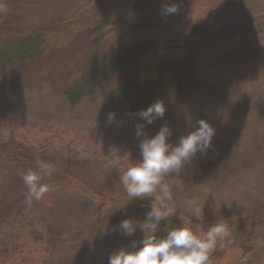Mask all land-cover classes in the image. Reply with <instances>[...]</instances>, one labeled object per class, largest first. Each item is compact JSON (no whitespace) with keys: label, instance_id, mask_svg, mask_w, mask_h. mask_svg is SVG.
<instances>
[{"label":"rangeland","instance_id":"1","mask_svg":"<svg viewBox=\"0 0 264 264\" xmlns=\"http://www.w3.org/2000/svg\"><path fill=\"white\" fill-rule=\"evenodd\" d=\"M172 5L177 10L166 12ZM252 40L257 58L244 60L238 50L249 49ZM135 41L153 45L130 66L133 73L167 59L188 67L202 86L165 105L164 116L151 124L129 111L132 97L126 104L107 97L131 71L106 78L70 103L66 83L99 54ZM3 42L17 60L0 73V211L25 201L22 176L29 166L35 170L37 160L54 171L42 181L50 191L28 205L47 218L50 230L44 231L39 214L36 222L30 217L25 227L33 237H21L17 245L24 254L0 251V264H68L84 243L96 261L120 248L136 251L132 244L143 239L141 229L130 237L116 232L123 215L133 212L128 203L151 210L152 199H131L120 180L141 159L143 137L137 138L136 126L143 124L151 137L167 124L175 145L200 119L216 129L212 147L198 152L179 175L164 177L176 209L167 220L197 235L215 223L228 226L231 243L218 242L209 264H264V0H0ZM212 82L223 83L221 90L212 89ZM109 113H115L111 123ZM113 199L126 205L125 213H105L110 236L88 240ZM186 200L199 212L194 215ZM13 234L0 230V242ZM33 250L42 253L38 261L27 255Z\"/></svg>","mask_w":264,"mask_h":264},{"label":"clouds","instance_id":"2","mask_svg":"<svg viewBox=\"0 0 264 264\" xmlns=\"http://www.w3.org/2000/svg\"><path fill=\"white\" fill-rule=\"evenodd\" d=\"M175 5L168 6L165 11L173 13ZM163 101H156L139 115L151 124L165 113ZM115 119V113L108 114V122ZM198 127L179 138L173 145L169 138L171 128L165 124L154 135L149 137L144 132V125L138 124L136 136L140 139L139 149L141 159L128 167L120 177L127 194L132 198L152 197L151 210L143 222L125 219L118 225L126 236L135 233L137 227L144 232L141 241L133 242L136 251L120 248L109 257V264H209V255L218 242L226 239L231 243L230 232L225 223L212 224L206 233L197 235L190 227H175L167 231L163 237H158L160 222L167 220L175 212L171 203L173 193L164 177L169 173L180 174L186 163H190L199 152L206 154L212 147L216 129L205 119L197 121ZM54 166L37 160L35 170L23 174L22 179L27 187L25 203L31 205L33 200H41L49 191L50 186L43 183L45 177L51 176ZM189 208H194V201L186 200ZM199 212L194 208V215Z\"/></svg>","mask_w":264,"mask_h":264},{"label":"trees","instance_id":"3","mask_svg":"<svg viewBox=\"0 0 264 264\" xmlns=\"http://www.w3.org/2000/svg\"><path fill=\"white\" fill-rule=\"evenodd\" d=\"M256 40H252L248 43L250 46L247 49V46L238 52L243 57L244 60H255L256 54L252 53V49L259 47L254 46L253 43ZM257 43V42H256ZM152 43L147 41H135L132 43H127L119 46H115L107 52H103L96 56L82 71L81 74L77 75L73 80L66 83L64 91L68 94V98L70 103H76L79 99L87 94L93 93L96 89L99 88L101 81L105 80L108 77H111L115 74H123L118 75L119 77L125 76L131 73L134 74L131 77H123L122 80H117L115 85H113L108 93L107 97L110 99V102H114L119 100L121 103H129V100L132 99L135 101L134 105H129V111L134 114H138L140 118H143L139 115L141 110H146L150 105H152L156 101H163L164 106L169 105V103H174L181 97L192 96L193 88L195 86L198 89L202 86L201 82L197 77L193 76L186 68L188 67H175L177 65L170 62L167 59H158L150 62L143 68L138 69V71L133 73V70H129L130 66H132L135 62L138 61L139 56L145 50V48H150ZM150 45V46H149ZM20 50V48L15 49ZM14 50V51H15ZM244 50V52H242ZM23 52H27L26 49H23ZM239 56V55H237ZM19 58V57H18ZM20 59V58H19ZM17 60L16 53L13 52L12 48L7 44V42L0 43V73L3 72L10 64ZM173 65V66H172ZM223 83L212 82L209 86L212 89H215L216 92L221 90ZM114 97V98H113ZM188 97V98H189ZM136 98V100H135ZM185 101V100H184ZM207 104H210L207 102ZM131 117L129 115H125ZM33 165L32 163H30ZM32 167H35L33 165ZM29 166L28 170H33V168ZM25 173L27 170L24 171ZM47 179V177H45ZM26 186V185H25ZM108 186V185H107ZM27 188V187H26ZM78 189V188H77ZM27 190L24 192L26 194ZM76 193H80L79 189L74 190ZM23 195V196H24ZM23 196H20L21 198ZM101 197V201L99 203V207L104 208L106 194L101 191L99 194ZM23 199V198H22ZM153 200L152 197L142 198L143 202H149ZM114 200V205L109 209H105L102 211V218L95 219L97 229L95 231L93 228L89 232L88 240L90 237H100L101 234L105 235L106 232V223L104 219L105 213L108 216L112 214L115 216L117 211L125 213V204H121V201L118 202L116 199ZM84 202L88 203L89 199H84ZM25 201L16 202L12 206L5 207L0 211V230H9L14 231L12 237H4L1 242L5 244L0 247V251H4V253L13 254H21L23 251L19 250L18 239L21 237L28 242L33 235L29 234L26 230V221L32 217L36 222L35 216L39 214L38 208L29 207L24 203ZM15 206V207H13ZM128 206L133 209V212L129 214L123 215V220L131 219L135 222H143L146 219V214L150 211L149 209L142 208L140 206H135L133 204L128 203ZM13 207V208H11ZM41 216L43 222V228L46 232L47 229L50 230L48 226L47 218L43 216V214H39ZM28 222V221H27ZM30 223V222H28ZM179 226H174L168 222V220H162L160 222L158 231L155 233L158 237H163L166 235L167 231ZM83 228V226H82ZM136 229H140L137 227ZM117 234L120 235L122 230L117 226L116 228ZM107 234L109 231L107 230ZM123 234V233H122ZM108 236H110L108 234ZM123 236L127 237L123 234ZM48 237V236H47ZM130 237V236H128ZM0 242V243H1ZM106 242H102L101 245H105ZM89 246L87 243L77 246V254L67 260L68 264H109V257L112 254L110 251L106 254L105 258L102 260H97L95 256L89 255L87 252L89 250ZM112 250V251H117ZM12 251V252H11ZM30 260L38 261L42 257L41 251L33 250L32 253L27 254ZM71 260V261H70Z\"/></svg>","mask_w":264,"mask_h":264}]
</instances>
